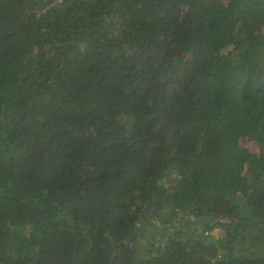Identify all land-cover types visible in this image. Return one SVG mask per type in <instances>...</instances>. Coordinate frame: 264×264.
I'll return each instance as SVG.
<instances>
[{
	"label": "trees",
	"instance_id": "obj_1",
	"mask_svg": "<svg viewBox=\"0 0 264 264\" xmlns=\"http://www.w3.org/2000/svg\"><path fill=\"white\" fill-rule=\"evenodd\" d=\"M0 264H264V0H0Z\"/></svg>",
	"mask_w": 264,
	"mask_h": 264
},
{
	"label": "rangeland",
	"instance_id": "obj_2",
	"mask_svg": "<svg viewBox=\"0 0 264 264\" xmlns=\"http://www.w3.org/2000/svg\"><path fill=\"white\" fill-rule=\"evenodd\" d=\"M204 224L205 223H203V222L196 221L194 225H191V224H189V225H190V227H192L193 232L198 234L203 229ZM220 234H221L220 230L219 229H215L210 237L214 239L216 237H219Z\"/></svg>",
	"mask_w": 264,
	"mask_h": 264
}]
</instances>
